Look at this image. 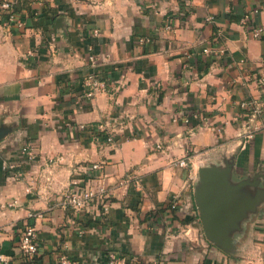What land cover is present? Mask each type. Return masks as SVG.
I'll use <instances>...</instances> for the list:
<instances>
[{
	"label": "crops",
	"instance_id": "0c3cea01",
	"mask_svg": "<svg viewBox=\"0 0 264 264\" xmlns=\"http://www.w3.org/2000/svg\"><path fill=\"white\" fill-rule=\"evenodd\" d=\"M8 1L22 25L0 14V123L16 125L0 139V264H104L110 250L140 264H264V204L227 254L194 203L203 164L233 157L234 178L264 173V0ZM91 76L105 89L88 98ZM82 187L103 188L107 210L61 207Z\"/></svg>",
	"mask_w": 264,
	"mask_h": 264
},
{
	"label": "water",
	"instance_id": "95a60500",
	"mask_svg": "<svg viewBox=\"0 0 264 264\" xmlns=\"http://www.w3.org/2000/svg\"><path fill=\"white\" fill-rule=\"evenodd\" d=\"M16 125L0 123V139L9 135ZM233 157L219 165L206 163L197 168L194 203L205 238L227 254L236 251L235 236L243 224L264 204V173L235 179Z\"/></svg>",
	"mask_w": 264,
	"mask_h": 264
},
{
	"label": "built area",
	"instance_id": "2783aa9c",
	"mask_svg": "<svg viewBox=\"0 0 264 264\" xmlns=\"http://www.w3.org/2000/svg\"><path fill=\"white\" fill-rule=\"evenodd\" d=\"M0 14L2 17V23L4 26H11L15 23L16 27H20L22 25V22L20 20L16 19V16L14 12L12 11V2L11 1H2L0 3ZM210 20L212 18H209ZM166 29H170V25L166 26ZM261 35V29L258 28L254 30L253 36L255 38H258ZM202 52L205 54H210L211 49L209 47H204L202 49ZM93 57L90 56L89 60L92 61ZM257 82L264 86V68H262L258 72ZM89 91L86 93V96L92 97L97 90L104 91L105 85L103 82L95 79L94 77L89 78ZM240 109L244 116L246 115L247 118L250 116L252 118L256 117L257 109L254 107L253 103L251 101H242L240 103ZM194 118L197 119V124L195 125V129H198L201 126H204L206 124V119L204 116H201L200 114L194 115ZM110 122L109 120H107ZM83 128V127H81ZM92 130V129H91ZM103 132V131H102ZM95 135V134H94ZM106 144H114L116 142L115 135L112 133H104L103 134V140ZM22 152L26 159L32 161L34 158L33 149L30 146H25L22 148ZM187 158L183 157L175 162L177 166L181 168L187 167ZM98 165L93 164L91 166V169L95 170L98 169ZM95 203H100L101 207L104 211L108 208L107 203V196L103 188L99 187L96 190H94L92 187H82L76 190H69L67 191L61 198L60 205L64 209L70 210L71 212H80L82 210H85L89 208L91 205ZM38 239H37V233L33 226L28 225L24 228L22 231L20 242H19V249L21 255L25 259H31L35 257V255L38 252ZM61 264H67V261L65 259L61 260ZM104 264H140L139 259L136 256L133 255H123L119 253L117 250H110L106 253L104 258ZM149 264H159L157 261H152Z\"/></svg>",
	"mask_w": 264,
	"mask_h": 264
},
{
	"label": "rangeland",
	"instance_id": "374dc122",
	"mask_svg": "<svg viewBox=\"0 0 264 264\" xmlns=\"http://www.w3.org/2000/svg\"><path fill=\"white\" fill-rule=\"evenodd\" d=\"M184 157H185V158H188V157H189L188 153H186ZM235 179H237V177H236ZM262 210H263V208H262ZM262 210H261V211H262ZM198 223H199V222H198ZM199 228H201V225H199ZM200 233H201V235H203L202 232H201V230H200Z\"/></svg>",
	"mask_w": 264,
	"mask_h": 264
},
{
	"label": "trees",
	"instance_id": "16d2710c",
	"mask_svg": "<svg viewBox=\"0 0 264 264\" xmlns=\"http://www.w3.org/2000/svg\"><path fill=\"white\" fill-rule=\"evenodd\" d=\"M12 11L15 12V11L13 10V8H12ZM96 134H97V135H96L97 137L100 136V139L103 140V135H102V134H100V133H96ZM195 210H196V209H195ZM196 211H197V210H196Z\"/></svg>",
	"mask_w": 264,
	"mask_h": 264
}]
</instances>
